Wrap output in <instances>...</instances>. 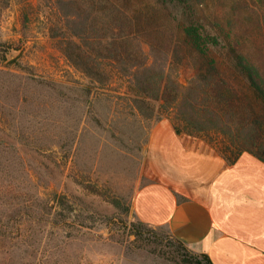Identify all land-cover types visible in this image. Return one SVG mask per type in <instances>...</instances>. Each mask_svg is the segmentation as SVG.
Returning a JSON list of instances; mask_svg holds the SVG:
<instances>
[{"label": "rangeland", "instance_id": "rangeland-1", "mask_svg": "<svg viewBox=\"0 0 264 264\" xmlns=\"http://www.w3.org/2000/svg\"><path fill=\"white\" fill-rule=\"evenodd\" d=\"M236 1L211 0L210 21L224 13L228 23ZM250 1L247 55L263 64L264 0ZM52 20L47 0H0L2 264H12L8 253L18 264H208L133 209L150 134L174 123V110L137 102L123 75L101 84L76 69L51 37ZM192 64L175 72L184 84Z\"/></svg>", "mask_w": 264, "mask_h": 264}, {"label": "trees", "instance_id": "trees-1", "mask_svg": "<svg viewBox=\"0 0 264 264\" xmlns=\"http://www.w3.org/2000/svg\"><path fill=\"white\" fill-rule=\"evenodd\" d=\"M47 1L56 16L51 37L76 69L101 84L123 75L137 102L174 110L178 132L216 135L232 162L245 152L264 161V63L247 55L244 30L255 21L250 0L233 3L228 23L221 12L210 21L211 0ZM256 25L263 28L258 17ZM185 61L197 71L186 84L175 76Z\"/></svg>", "mask_w": 264, "mask_h": 264}, {"label": "crops", "instance_id": "crops-1", "mask_svg": "<svg viewBox=\"0 0 264 264\" xmlns=\"http://www.w3.org/2000/svg\"><path fill=\"white\" fill-rule=\"evenodd\" d=\"M136 191L137 218L212 264H264V161H235L171 120L152 130Z\"/></svg>", "mask_w": 264, "mask_h": 264}]
</instances>
